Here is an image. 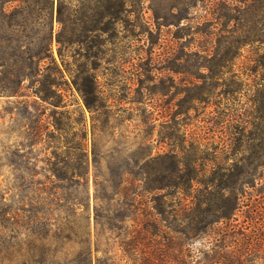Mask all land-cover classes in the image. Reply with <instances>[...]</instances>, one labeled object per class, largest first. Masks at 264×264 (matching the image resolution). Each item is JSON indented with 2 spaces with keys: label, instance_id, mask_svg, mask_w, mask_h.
<instances>
[{
  "label": "rangeland",
  "instance_id": "1",
  "mask_svg": "<svg viewBox=\"0 0 264 264\" xmlns=\"http://www.w3.org/2000/svg\"><path fill=\"white\" fill-rule=\"evenodd\" d=\"M245 20L248 32L241 31ZM14 30L0 20V55L18 37L35 51L46 26ZM52 34L50 58L37 74L36 61L13 67L33 77L16 86L0 66V219L9 218L0 224V264L14 256L4 235L23 201L42 202L47 217L79 215L84 208L76 203L87 204L93 260L102 255L95 253L94 152L112 177L120 167L136 169L150 138L153 155L193 159L199 177L260 165L264 183V44L238 49L239 42L264 40V0H126L120 10L104 0H55ZM78 88H91L90 108ZM82 159L83 186L58 189L75 179L54 173L70 172ZM59 193L68 199L64 208L57 207Z\"/></svg>",
  "mask_w": 264,
  "mask_h": 264
},
{
  "label": "trees",
  "instance_id": "2",
  "mask_svg": "<svg viewBox=\"0 0 264 264\" xmlns=\"http://www.w3.org/2000/svg\"><path fill=\"white\" fill-rule=\"evenodd\" d=\"M104 1L118 10L126 2ZM54 2L0 0V20L7 19L16 33L26 32L34 22L42 21L46 26L43 41L35 51L22 45L20 37L12 39L13 46L4 47L8 53L0 55V66L12 71L8 73L16 79V86L35 74L14 70L17 63L25 67L36 61L37 74L40 62L50 58ZM11 3L17 6L7 13L6 6ZM56 11L61 22V1ZM249 25L245 20L241 31L248 32ZM57 42H62L60 35ZM255 43L264 44V40L239 42L238 49ZM78 90L90 108L91 88ZM143 140V152L134 159L136 169L120 167L112 177L102 166V157L93 153L95 253L101 251V256L93 260L91 231L85 223L87 204L76 203L84 208L79 215L47 217L42 202L23 201L10 217V227L4 226L10 232V236L5 233L4 241L10 237L8 242L16 248L9 264H264V183L259 182L260 165L252 169L237 165L214 168L203 178L191 165L193 159L183 163L175 153L153 155L151 139ZM81 161L83 165L74 167L71 173H54L58 180L75 179L72 185H56L58 189L83 186L88 161ZM249 188L252 192H247ZM59 195L57 207L64 208L68 199ZM2 220L9 218L2 215L0 224L4 225ZM115 246L120 247V253Z\"/></svg>",
  "mask_w": 264,
  "mask_h": 264
}]
</instances>
